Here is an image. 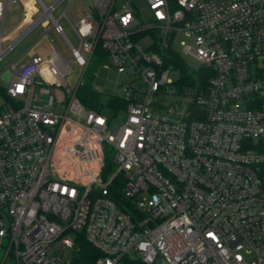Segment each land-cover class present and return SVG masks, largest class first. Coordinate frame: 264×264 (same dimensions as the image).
I'll return each mask as SVG.
<instances>
[{
  "label": "built area",
  "instance_id": "built-area-1",
  "mask_svg": "<svg viewBox=\"0 0 264 264\" xmlns=\"http://www.w3.org/2000/svg\"><path fill=\"white\" fill-rule=\"evenodd\" d=\"M18 1L0 0V61L14 47L1 44ZM37 2L44 14L22 37L50 18L85 71L101 45L127 75L113 96L127 118L112 130L103 110L82 103V80L68 87L73 69L58 47L9 66L0 85L3 263L82 264L88 243L95 264H264V0H144L146 20L137 0H95L72 19L71 0ZM62 3L78 48L53 16ZM170 48L211 70L205 93L168 79ZM165 95L189 101L164 107Z\"/></svg>",
  "mask_w": 264,
  "mask_h": 264
},
{
  "label": "rangeland",
  "instance_id": "rangeland-1",
  "mask_svg": "<svg viewBox=\"0 0 264 264\" xmlns=\"http://www.w3.org/2000/svg\"><path fill=\"white\" fill-rule=\"evenodd\" d=\"M47 6H52L58 0H43ZM95 0H71V6L68 11L69 17L72 18L73 14H79L80 12L91 9L94 6ZM24 5V6H22ZM32 7L35 10L37 17L34 21H37L44 14V9L37 2V0H19L15 5H10L7 11L6 25L4 30V39L1 44V49L7 51L11 45L14 44L20 34L17 35L20 26L25 19L24 7ZM67 3H62L58 6L54 12L53 16L56 20H59L64 28V31L68 38L71 40L74 47H79V41L74 33L66 25L64 19H60L63 11L65 10ZM137 13L142 20H146L150 17V11L146 6L144 0H137ZM47 28H50L49 34L44 33ZM187 38L184 34L181 35L179 41H185ZM147 40L142 39L139 41L141 47L145 49L148 45ZM59 48L62 54L65 56L66 60L71 63L73 72L67 77L68 87L72 90H76L80 81L83 83H90L100 94V106L102 107L103 114L110 120V128L116 130L121 127L127 118L126 111L116 112L110 105L109 101L115 94H122V84L126 83L128 78L126 74H119L112 66L110 58L107 54L106 56H98L95 54L91 60V63L87 70L79 66L73 60V53L63 37L58 34L54 27H52V22L50 18L46 17L38 26H36L29 34L23 37L14 47L9 51L0 61V85L9 84L13 73L9 70V66L12 69L18 71L22 65L29 61L34 56H40L47 58L49 57L53 50ZM180 54L184 56L181 48H178ZM84 56L85 53L83 54ZM193 66H199L195 61L190 60L186 57ZM110 66V68L108 67ZM168 79L173 82H177L181 78L180 70L169 69ZM182 101L186 104L189 99L181 98L180 96L165 95L163 100L164 107L171 106L172 104ZM3 249L0 248V258H3ZM1 261V260H0ZM5 264H13L12 261H8ZM157 264H161L158 260Z\"/></svg>",
  "mask_w": 264,
  "mask_h": 264
},
{
  "label": "trees",
  "instance_id": "trees-1",
  "mask_svg": "<svg viewBox=\"0 0 264 264\" xmlns=\"http://www.w3.org/2000/svg\"><path fill=\"white\" fill-rule=\"evenodd\" d=\"M159 53L162 51L157 49ZM106 56L102 46L99 45L94 55ZM164 67H172L181 71V78L177 81V87L179 90L189 89L194 90L197 93H205L207 91L212 72L210 69L193 66L188 60H186L179 51L170 48V56H165ZM87 70V69H86ZM1 91V89H0ZM77 96L82 103L89 109L102 111L100 106L101 94L90 83L80 84L77 90ZM109 105L114 109L115 107L124 106L123 99L118 97H112L109 101ZM83 257L81 258L82 264H95L99 258L100 253L88 243L83 245ZM123 264H145L140 260L126 258L123 260Z\"/></svg>",
  "mask_w": 264,
  "mask_h": 264
},
{
  "label": "crops",
  "instance_id": "crops-1",
  "mask_svg": "<svg viewBox=\"0 0 264 264\" xmlns=\"http://www.w3.org/2000/svg\"><path fill=\"white\" fill-rule=\"evenodd\" d=\"M19 2V1H18ZM22 6H24V5H22ZM24 9V13H25V19H24V21H23V23H22V25L20 26V28H19V31H18V33H17V35H19L20 34V37L19 38H17L16 39V41L14 42V44L13 45H15V44H17L23 37V34L25 33V31L27 30V28H28V26H29V24L32 22V20H34L33 19V16H31V15H27V10H26V8L24 7L23 8ZM87 10H90V9H87ZM87 10H84V11H87ZM69 11V10H68ZM83 12V11H82ZM82 12H80L79 14H81ZM79 14H76L75 15V13L73 14V16H72V18H75V17H77ZM67 16H68V18H70V19H72L71 17H69V15H68V12H67ZM66 21V25L68 26V28H70V30L73 32V30L71 29V27L69 26V24H68V22H67V20H65ZM74 33V32H73ZM74 35H75V33H74ZM26 36V35H25ZM24 36V37H25ZM63 37V36H62ZM64 39V38H63ZM13 45H11V46H13ZM10 46V47H11ZM9 47V48H10ZM0 264H5V263H3V258H0Z\"/></svg>",
  "mask_w": 264,
  "mask_h": 264
}]
</instances>
